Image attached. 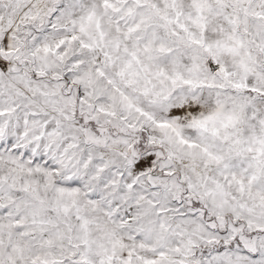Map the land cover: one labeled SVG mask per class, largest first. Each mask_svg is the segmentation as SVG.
Here are the masks:
<instances>
[{
    "label": "snow or ice",
    "instance_id": "6c2138e0",
    "mask_svg": "<svg viewBox=\"0 0 264 264\" xmlns=\"http://www.w3.org/2000/svg\"><path fill=\"white\" fill-rule=\"evenodd\" d=\"M0 264H264V0H0Z\"/></svg>",
    "mask_w": 264,
    "mask_h": 264
}]
</instances>
